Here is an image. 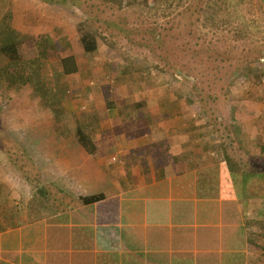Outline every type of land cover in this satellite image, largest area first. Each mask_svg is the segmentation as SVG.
<instances>
[{
  "label": "crops",
  "instance_id": "crops-1",
  "mask_svg": "<svg viewBox=\"0 0 264 264\" xmlns=\"http://www.w3.org/2000/svg\"><path fill=\"white\" fill-rule=\"evenodd\" d=\"M16 1L0 0V21L10 11V25L28 41L31 14L24 19ZM70 55L77 71L65 73L60 58L54 72L72 87L68 76L80 74L82 62ZM4 79L0 88L16 90ZM23 87L36 92L28 114L40 121L44 97ZM130 92L110 106L90 102L105 125L100 134L87 131L92 152L75 135L42 146L38 133L32 153L42 163L20 183L3 176L12 167L0 157V264H264V143L254 148L244 132L247 146L234 165L242 172H232L222 136L167 110L152 113L154 100ZM143 100L146 109L119 114V106Z\"/></svg>",
  "mask_w": 264,
  "mask_h": 264
},
{
  "label": "rangeland",
  "instance_id": "rangeland-1",
  "mask_svg": "<svg viewBox=\"0 0 264 264\" xmlns=\"http://www.w3.org/2000/svg\"><path fill=\"white\" fill-rule=\"evenodd\" d=\"M212 1L233 10L225 31L201 27V22L198 29L193 21L197 15L181 13L189 5L209 6L206 3ZM16 3L21 4L24 19L30 12L32 34L19 44L21 61L15 67L22 68L25 78L39 72L46 85L38 89L46 101L39 110L40 121L28 114L29 109L35 110L30 107L35 91L26 86L12 91L0 88V131L19 151L27 173L33 164L42 163V156L32 153L40 141L34 138L38 133L45 136H41L42 146L50 147L69 144L80 123L86 132L100 134L105 126L103 116L97 104L90 102L110 106L123 100L128 89L133 90V97L138 94L154 100L152 113L167 110L174 120L185 116L193 120L195 129L218 133L217 140L222 136L233 160L247 146L244 132H251L254 148L264 143V0H184L180 9L174 0ZM83 21L98 33L99 46L94 52H85L80 42L77 25ZM159 35L164 38L162 44L156 41ZM72 51L81 57L82 72L68 76L70 87L54 71L60 58ZM94 66L97 71L92 72ZM166 100L172 109L165 106ZM145 113L140 115L149 112ZM91 118L94 123L86 124ZM21 148L30 154L21 153ZM2 174L17 183L23 179L14 167Z\"/></svg>",
  "mask_w": 264,
  "mask_h": 264
},
{
  "label": "trees",
  "instance_id": "trees-1",
  "mask_svg": "<svg viewBox=\"0 0 264 264\" xmlns=\"http://www.w3.org/2000/svg\"><path fill=\"white\" fill-rule=\"evenodd\" d=\"M166 1V0H165ZM169 1V0H167ZM177 1L176 8H182V6H178L183 2L184 0H174ZM214 2H207L206 5L209 6H202L199 3H196L195 6H187L186 8H183L181 10L182 14H185L186 12H192L197 15V18L194 21V25H198L201 22V25L196 26L198 29L199 27H205L207 29H211L212 31L221 30L225 31L227 27L229 26V20L233 17V10L230 9L229 6H227L225 9H223V6H215L213 4ZM218 10V11H217ZM227 12V14H225ZM264 12V9H263ZM204 15V21H202L201 17ZM10 19V11L6 12V15L2 18L0 21V79L5 80L7 79L8 83L11 84L10 87L15 88L16 90L21 89L22 85H32L35 89L36 87L39 89L44 85L46 86L40 77L39 72H34V75L32 77L25 78L24 77V71L21 67H15L19 64L21 61L20 51H19V44L25 40L28 36L21 34L17 31L14 27H12L9 23ZM8 20V21H7ZM249 22V19H247ZM246 20V22L249 24V22ZM3 24V27L1 25ZM79 30V38L80 42L83 45L85 52H94L97 50L99 46V38L97 31L92 28L91 25H88L86 21L80 22L79 25H77ZM194 29V28H193ZM216 30V31H217ZM194 31V30H189ZM196 32V31H195ZM217 33V32H216ZM164 38L159 35V37L156 39L159 44H162ZM196 45L190 47V49L195 48ZM62 64L64 67L65 73H70L77 71L78 67L75 62V57L73 55L66 56L62 58ZM5 68V69H4ZM4 69V70H3ZM1 72H4L1 74ZM4 77V78H3ZM147 107V102L145 100L140 102H135L128 105H123L118 107L119 112L122 114L126 111L130 110H137V109H144ZM95 120L92 118L90 120L86 121V124H92ZM85 124V126H86ZM76 140L77 142L83 146L87 151L92 152L94 148L93 142L88 137V132L84 129L83 125L80 123L77 126L76 131ZM225 147V144L223 145ZM22 149V148H21ZM25 151L22 149L21 153H24ZM0 155L1 160L5 161L7 164H9L11 167H14L17 169V171L21 172L22 177H26L27 179L30 178V175L27 173L25 163H22V159L20 156V153L18 150H15L8 144V139L3 137L2 131H0ZM27 155V154H26ZM24 160V158H23ZM230 170L232 172H242L241 170H234L237 162L236 160H233L232 157H227ZM28 164V163H27ZM100 195L93 196L90 198L92 201L96 200Z\"/></svg>",
  "mask_w": 264,
  "mask_h": 264
}]
</instances>
